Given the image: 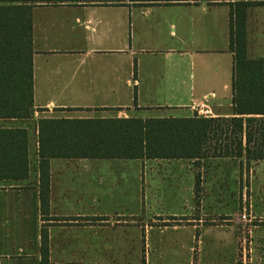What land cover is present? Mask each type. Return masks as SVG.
<instances>
[{"label":"crops","instance_id":"1","mask_svg":"<svg viewBox=\"0 0 264 264\" xmlns=\"http://www.w3.org/2000/svg\"><path fill=\"white\" fill-rule=\"evenodd\" d=\"M238 1L122 0L33 9L35 113L30 120H0V130L29 134L28 177L0 178V264H42V228L49 264H225L218 254L222 227L201 220L193 226L167 223L165 217L189 210L143 206V164L264 161L51 159L50 191L43 193L49 206L42 210L38 124L190 119L204 108L212 113L208 118L235 117L230 14ZM247 38L248 57L264 60V6L248 9ZM198 177L197 189L203 187ZM181 182L163 195H189L184 184L190 178ZM249 230L250 246H264V226ZM238 239L232 231L234 248ZM197 242L213 247L214 255L193 257ZM228 263L238 264L237 257Z\"/></svg>","mask_w":264,"mask_h":264},{"label":"trees","instance_id":"2","mask_svg":"<svg viewBox=\"0 0 264 264\" xmlns=\"http://www.w3.org/2000/svg\"><path fill=\"white\" fill-rule=\"evenodd\" d=\"M122 0H0V120H30L35 113L33 9L43 5ZM255 5H231L234 54L233 118L42 119L38 124L41 182L51 159L264 161V60L248 57L247 13ZM29 175L26 129L0 130V178ZM199 177L197 185H199ZM42 264H49L42 250Z\"/></svg>","mask_w":264,"mask_h":264},{"label":"rangeland","instance_id":"3","mask_svg":"<svg viewBox=\"0 0 264 264\" xmlns=\"http://www.w3.org/2000/svg\"><path fill=\"white\" fill-rule=\"evenodd\" d=\"M198 176L203 178V187L199 189L194 187ZM183 177L185 181L190 178L191 183L186 182L184 186L185 190L189 186L191 193L189 195L186 193L181 198L166 197L167 190L182 185ZM46 183L47 187L42 185V210L49 206V196L43 194L44 191H50L48 172ZM155 188L159 193V199L151 197V191ZM143 189L144 207L153 206L163 212H167L169 208L189 210L178 217H165L167 223L193 226L195 221L199 223L201 220L206 226L222 227L223 244L218 254L223 256L225 264H230L228 262H231L234 255L235 259L236 257L238 259V264H264V246L261 244L250 246V241L246 238L250 236L249 228L264 226V163H254L250 166L240 162L219 164L211 161H206L201 166L193 163H180L174 166L144 163ZM244 214L248 219L246 223H241L239 216ZM232 231L240 238L235 248L232 243ZM48 239V233L42 228V250H49ZM191 249L193 257L214 255L213 247L208 244L201 246L197 242Z\"/></svg>","mask_w":264,"mask_h":264},{"label":"built area","instance_id":"4","mask_svg":"<svg viewBox=\"0 0 264 264\" xmlns=\"http://www.w3.org/2000/svg\"><path fill=\"white\" fill-rule=\"evenodd\" d=\"M211 114L212 113L210 112V110L208 108H204V109L199 111L198 116L208 118L211 116ZM239 219H240L241 223H246L248 218H247V215L244 214L243 216H239Z\"/></svg>","mask_w":264,"mask_h":264}]
</instances>
